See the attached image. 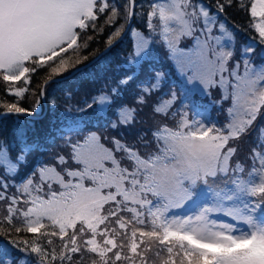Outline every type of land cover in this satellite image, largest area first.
<instances>
[{"label":"snow or ice","instance_id":"obj_1","mask_svg":"<svg viewBox=\"0 0 264 264\" xmlns=\"http://www.w3.org/2000/svg\"><path fill=\"white\" fill-rule=\"evenodd\" d=\"M233 6L250 14L256 33L239 50L220 19ZM136 7L137 0H0L6 91L22 97L27 88L16 82L51 69L32 108L17 101L0 112L16 117L12 138L0 137V264H176L180 253V264H264V63L256 62L264 61V0H216L215 11L202 0H151L147 36L131 28ZM119 20L106 45L131 30L123 71L110 74V60L77 68L81 82L100 86L36 136L20 116L38 113L83 33ZM157 36L178 82L151 66ZM67 89L70 102L76 89ZM214 89L220 96L211 106L223 109L224 122L202 102ZM49 144L61 151L47 162L37 154Z\"/></svg>","mask_w":264,"mask_h":264},{"label":"trees","instance_id":"obj_2","mask_svg":"<svg viewBox=\"0 0 264 264\" xmlns=\"http://www.w3.org/2000/svg\"><path fill=\"white\" fill-rule=\"evenodd\" d=\"M123 1L125 2V0ZM205 1L215 9L216 0H205ZM150 2L151 0H137V7L135 11L138 13V15L132 18V22L138 27V29H147V11L149 10L148 5ZM120 5L122 6V3ZM140 5H143V8H141ZM221 17H225L227 20H229L233 24L235 29L241 30L240 37H244L247 35L248 38L256 37L255 31H252V29H249L248 27L251 17L250 14H246L245 11L240 10L239 8L233 6L231 8H227L225 13L221 15ZM98 23L101 25L104 23L103 16H101ZM121 23H124V21L119 20L116 26L105 27L103 31H99L98 29L96 31H93L89 29L87 32L83 33V35L80 38L81 44L79 46L80 51L78 52L77 55L78 57L77 58L74 57L69 61V68L73 65L75 66L78 65L77 64L78 60L86 61L92 56H94L96 53H98L106 45V41L110 33L115 31V27H118L119 24ZM89 37H91L92 39L89 40ZM85 43L87 44L86 47H85ZM130 44L131 42L128 39V37L124 36L119 42L115 43L109 50H107L102 55H100L90 66H96L99 63L108 60L111 61L109 67L116 66L119 62L120 64H122L124 57L126 58L128 54V52H126L127 46H129ZM162 64L167 65V62H163ZM159 67L161 66L156 65V68ZM50 74H51L50 68L44 67L38 69L37 72L30 75L29 77L30 83L24 84L22 81L16 82L17 86L27 88V91L23 94L22 97H16L15 95L10 94L8 91H6L8 85L5 82H3L2 79H0V112L5 110L4 105L15 103L17 101H19L20 106L24 108H32L33 105H35L37 98L40 96L42 83ZM170 80L172 79L170 78ZM82 95L83 92H79L77 96L72 99V101L68 102L64 100L62 102H59L58 100L60 99V95L57 92V87L49 83L45 89V95H44V100L46 101V108H48L47 111L46 112L44 111L45 113L44 112L41 113V115L38 117H26L21 115L20 119L24 121L31 120V122L34 124L35 135L43 139L52 130L53 121L55 120L56 117L59 116V113L64 110L65 106L68 103H72L73 105H75L78 101H82L88 97V96L81 97ZM53 99H55L57 102V107L55 109H53L51 104V101ZM42 106H43V100L40 97V107L42 108ZM15 120L16 117L14 116H9L7 118H0V137H7L9 139L12 138L13 129L15 127ZM56 143H59L60 145L62 144V141L58 139ZM47 147H48V151H50L52 145L49 144ZM60 151L61 149L57 147L56 149L52 150L47 157L44 156H40V157L43 158L45 161L50 162L48 160L49 156L54 153H58Z\"/></svg>","mask_w":264,"mask_h":264},{"label":"rangeland","instance_id":"obj_3","mask_svg":"<svg viewBox=\"0 0 264 264\" xmlns=\"http://www.w3.org/2000/svg\"><path fill=\"white\" fill-rule=\"evenodd\" d=\"M202 2H203L205 5H207L208 7H210V5H209L205 0H202ZM116 3H117L118 5H120V4L122 3V5H123L124 1H123V0H116ZM220 19L223 20V21H225V23L228 25V27H229L230 29H232L233 31H235V33H236V47H237V50H239V47H240V41L237 40V37H240V31H241V30H240V29H235V28L232 26V24H231L230 22H228L225 18L220 17ZM132 28H136L137 30L143 32L144 35H146V36L149 35V31H148V30H147V31H143V30L138 29L136 26H134V27H132ZM252 31H254V30H252ZM130 33H131V31H130ZM252 39H253V37H252ZM155 41H156V42H154L153 45H152V47H153V53H152V55H153V60H152V62H151V66H152V68H153L155 71H160V72H165V73H167V74H168V78H169V80H170V78L172 79V80H170V81L175 80V81L178 82L179 79H174V78H177V77H178V74H177L176 68H175V66L173 65V63L168 59V54H167V52L165 51L164 47H163L161 44L158 43V41H159V37H158V36L155 37ZM237 41H238V43H237ZM251 42H252V41H250V42H248V43H251ZM80 44H81V40H80L79 46H80ZM244 44H247V43H244ZM79 51H80V48H79L78 51H71V50H70V51L66 54V56H65L66 61L69 62L72 58H74V57L77 58V57H78L77 55H78V52H79ZM131 51H132V43H131L129 46H127V51H126V52H128V54H129ZM128 54H127V56H128ZM127 56H126V58H127ZM126 58L124 57L122 64L124 63V61H125ZM258 58H259V57H258ZM163 62H167V65H163V64H162ZM58 63H59V62L57 61V64H58ZM260 63H264V61H263V62H260ZM122 64H120V62H119L116 66L109 67L110 70H111L110 74L116 72L118 69H119V70H123V69H120V68H119V66L122 65ZM258 64H259V63H258ZM156 65H160L161 67L156 68ZM56 66H57V65H55V64L53 65V67H56ZM73 66H75V65H73ZM145 67H147V65H146ZM71 68H72V66L69 68V70H70ZM50 70H51V69H50ZM65 73H66V72H64L62 76H56V77H55V81H56V82L51 83L52 85H55V87H57V92H58L59 95H60V99L58 100L59 102H62V101L65 100V92L68 90V89H67V86H68V85H71L73 89H76V90L74 91L73 98H75L79 92H83V95H82L81 97H84V96H90V94H91V90H92V89H95V88H97V87L100 86V83L91 84L89 81H83V82H81V81H80V73H75V74H73V75L70 76V77H69L70 74L65 75ZM77 84L80 85L78 89H77ZM15 86H16V87H19V86L16 85V83H15ZM41 87H42V86H41ZM84 87H85V88H84ZM177 91H179V89H177ZM212 96H213L215 99H219V96H220L219 89H214L213 92H212ZM197 99H200V98L197 97ZM229 104H230V102H228L227 104L223 105V107H226V108H227V107L229 106ZM29 109H30V108H29ZM42 109H43V106H42V108H41V107L39 108V111H41ZM47 109H48V108H46L45 112L47 111ZM45 112H44V113H45ZM43 115H44V114H43ZM259 120H262V123H264V115H261L260 118H259ZM259 120H258V121H259ZM258 121H257V123H258ZM49 126H50V124H49ZM88 130H94V129H88ZM88 130H87V131H88ZM84 134H86V133H84ZM56 145H59V143H56ZM56 145H52V147L50 148V151H46V152H43V153H38L37 155H38V156H44V157H47V156L50 154V152H51L52 150H54V149L57 148ZM184 214H185V211H184L182 214H181V213H177V214H175V215H184ZM220 219H225V220H227L228 222H232V221L230 220V218H226V217H223V216L220 217ZM146 230H150V229H146ZM162 255H164V256L166 257V256H167V253H162ZM182 255H183V254L180 253V255H178V257H177V256L175 257L176 264H180V260H181ZM153 259H155V258L153 257ZM158 263H159V261L157 260V261H156V264H158ZM184 264H187V261H186V260L184 261Z\"/></svg>","mask_w":264,"mask_h":264},{"label":"water","instance_id":"obj_4","mask_svg":"<svg viewBox=\"0 0 264 264\" xmlns=\"http://www.w3.org/2000/svg\"><path fill=\"white\" fill-rule=\"evenodd\" d=\"M108 47H107V45H105L98 53H96L93 57H91L90 59H88L86 62H84L83 64H81V65H78L77 67H75L71 72H73L74 70H76L77 68H79V67H81V66H83V65H85V64H87V63H89V62H91L95 57H97L99 54H101L103 51H105L106 49H107ZM44 85V83L42 84V86ZM35 116H37V114L35 115Z\"/></svg>","mask_w":264,"mask_h":264}]
</instances>
